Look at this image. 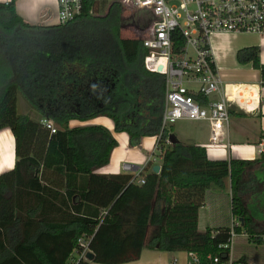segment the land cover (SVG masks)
<instances>
[{
    "label": "trees",
    "instance_id": "16d2710c",
    "mask_svg": "<svg viewBox=\"0 0 264 264\" xmlns=\"http://www.w3.org/2000/svg\"><path fill=\"white\" fill-rule=\"evenodd\" d=\"M15 1L0 2V130H11L15 156L13 168L0 174V264H73L79 239L98 264L137 260L144 247L186 252L188 264H194L190 255L195 264L214 258L224 264L230 227L199 232L197 223L207 190L225 179L234 232L264 245V229L243 201L246 171L264 151L255 161L210 159L200 144L167 142L173 126L161 128L165 78L145 68L141 39L121 32L124 26L142 31L149 15L126 16L117 0H86L71 21L32 24L16 13ZM259 52L244 47L236 58L258 69L264 84ZM20 92L38 111L36 119L18 114ZM96 116L126 133L130 147L156 137L159 173L150 161L142 184L127 172L97 173L116 139L102 125L69 126ZM42 120L52 121L55 132ZM258 260L246 251L232 264Z\"/></svg>",
    "mask_w": 264,
    "mask_h": 264
},
{
    "label": "built area",
    "instance_id": "2783aa9c",
    "mask_svg": "<svg viewBox=\"0 0 264 264\" xmlns=\"http://www.w3.org/2000/svg\"><path fill=\"white\" fill-rule=\"evenodd\" d=\"M85 1L57 0L58 23L78 17ZM117 1L129 12L141 11L150 16V23L140 31L138 38L148 51L144 57L145 68L165 78L161 128L166 129L177 120H203L210 125L211 144L223 143L230 114L226 105L228 99L222 93L211 40L220 34H255L264 38V0ZM176 32L178 37L174 35ZM158 66H161L160 71H157ZM213 94H219V99L210 100ZM203 98H207L205 103L201 100ZM41 122L50 133L55 132L52 121ZM158 150L156 143L154 152ZM154 154L148 157L146 164L156 160ZM146 164L124 163L122 169L142 184ZM234 224L235 221L229 229V242L222 245L230 249L228 262L224 264H232L231 246L236 235ZM88 251L86 240L79 239L76 251L79 258L73 264L87 261L85 255ZM190 256L192 263L198 262L195 255ZM213 263L218 264V259L214 258Z\"/></svg>",
    "mask_w": 264,
    "mask_h": 264
},
{
    "label": "crops",
    "instance_id": "0c3cea01",
    "mask_svg": "<svg viewBox=\"0 0 264 264\" xmlns=\"http://www.w3.org/2000/svg\"><path fill=\"white\" fill-rule=\"evenodd\" d=\"M8 1L0 0V2L5 3ZM15 10L20 17L29 23L57 24L54 22L57 12L55 0H16ZM211 46L218 75L222 81V93L228 99L226 105L230 118L224 134L225 140L220 145H212L210 125L203 120H190L192 122L191 127L186 130L189 132L183 139L187 142L178 138L175 134L177 132L174 131L180 130L174 125L173 133L180 142L204 146L210 159L236 158L250 161L260 159V154L264 151V143L262 144L264 141V84L261 83L259 70L254 68L251 63H239L236 53L241 48L257 46L260 50L259 60L264 64V38L246 36L245 34H220L212 38ZM218 99L219 94H213L210 97V100L213 101ZM83 125H102L110 131L117 141V146L113 149L108 163L100 167L96 171L97 173H122L124 172L122 169L124 163L136 166L145 165L148 157L156 152H154L157 143L156 137H145L141 140L139 147H130L127 134L116 132L113 122L107 117L96 116L87 121L71 120L69 122L70 127ZM3 134L6 135L7 139L3 140L2 143L7 146V153L9 154V158H6V154H4L3 162L10 170L15 163L14 140L5 131ZM155 162L156 160L151 165H156ZM246 176L247 186L246 193L243 194V201L250 216L257 222V228L264 229V159L252 165L246 171ZM214 188L209 190H214ZM209 190L205 195V205L198 210L197 229L200 230V225L203 226L204 231L206 228L218 231L225 227H231L226 222H219L217 218L219 213L215 209V204H211L212 201L208 195ZM253 208H259L263 213L256 215V212L252 211ZM150 230L151 228L148 231ZM78 258L77 252H74L72 259L76 261ZM188 259L189 255L183 251L166 252L144 247L137 260L121 264H188ZM87 264L98 263L92 261L87 262Z\"/></svg>",
    "mask_w": 264,
    "mask_h": 264
},
{
    "label": "rangeland",
    "instance_id": "374dc122",
    "mask_svg": "<svg viewBox=\"0 0 264 264\" xmlns=\"http://www.w3.org/2000/svg\"><path fill=\"white\" fill-rule=\"evenodd\" d=\"M105 1L111 2L113 0H105ZM55 2L57 5V0H55ZM123 13H124V15L127 16L131 12L127 11L124 8ZM54 22L58 23L57 12H56V19ZM121 32H122V36L127 37V38H138V35L141 33L137 29H133L129 26H124L122 28ZM245 35L251 36V37H256V38L260 37V36L255 35V34H245ZM17 112H18V114L26 115L31 119H36L37 113H38V111L35 110V108H33L31 102L21 92L18 93V95H17ZM90 119H87V120H90ZM87 120H85V121H87ZM191 123L192 122L190 120L189 121L177 120L175 123L167 125V128L174 125L180 131H174V130L173 131L177 132L175 134H177L178 138L183 140L186 138V134L189 132L186 130L191 127ZM2 129H5V130L2 131ZM2 129L0 130V135H3L4 137L0 136V174L9 170V167H6L4 165V162H3L4 154H6V158H9V156H8L9 154L7 153V146H4L2 143L3 140L7 139L6 135L3 134L4 131L7 135H11V137L13 138L11 130L9 128L6 127V128H2ZM12 140H14V139H12ZM183 142H187V141L183 140ZM155 155H159L158 151L155 152ZM160 161H161L160 157L158 156L155 164H159ZM223 181H224L223 185L213 186V187H215L214 190H209L208 195H209V199H211V201H212L211 204H213V203L215 204V207H216L215 209H216L217 213H219L217 216L219 222H226L227 224H229V226H231L232 221H235V219L233 220L231 217L229 181L226 179ZM252 211L256 212L255 213L256 215L263 213L262 211L259 210V208L258 209L253 208ZM198 231L199 232L204 231V228L202 225H200V230H198ZM246 251H249L255 260L259 259L258 261H255V262H257L255 264H264V245L257 246L255 244H250L247 241V235L246 234H243V233L242 234H236L233 238V242H232V246H231L232 259H234V256L236 257V256H240V255L244 254Z\"/></svg>",
    "mask_w": 264,
    "mask_h": 264
},
{
    "label": "water",
    "instance_id": "95a60500",
    "mask_svg": "<svg viewBox=\"0 0 264 264\" xmlns=\"http://www.w3.org/2000/svg\"><path fill=\"white\" fill-rule=\"evenodd\" d=\"M160 69H161V66H158L157 71H160ZM169 142L171 144H174V143H177L178 142V139L175 137L174 134H171V135H169ZM159 170H160V165H158V164H156V165H154L152 167V172H154V173H159ZM85 257H86V260L88 262H92L93 261V254H92V252L88 251L86 253Z\"/></svg>",
    "mask_w": 264,
    "mask_h": 264
}]
</instances>
